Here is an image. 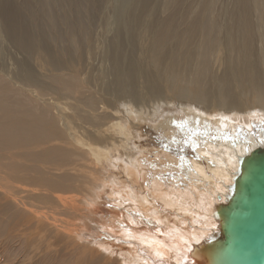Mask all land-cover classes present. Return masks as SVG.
<instances>
[{
    "label": "bare ground",
    "instance_id": "bare-ground-1",
    "mask_svg": "<svg viewBox=\"0 0 264 264\" xmlns=\"http://www.w3.org/2000/svg\"><path fill=\"white\" fill-rule=\"evenodd\" d=\"M213 1L193 8L187 0L180 18L189 19L179 28L173 20L143 27L150 67L139 102H156L140 107L128 100L137 86L128 81L131 67L118 70L116 60L112 82L119 86L92 90L78 60L59 61L65 42L79 55L77 31L68 27L64 41L50 13L54 53L41 39L30 46L10 3L0 0V51L11 48L8 67L0 64V264H205L197 253L220 236L217 212L238 163L264 135L243 141L235 133L231 144L209 142L200 159L183 163L136 143L149 124L179 144L182 112L190 127L205 131L201 138L239 123L250 132L255 119L264 120V0H233L225 10ZM180 2L165 0L163 8ZM148 3L139 4L143 11ZM12 49L29 52L42 73L14 51L15 61ZM103 63L99 76L108 79ZM100 231L117 247L96 242Z\"/></svg>",
    "mask_w": 264,
    "mask_h": 264
},
{
    "label": "rangeland",
    "instance_id": "rangeland-1",
    "mask_svg": "<svg viewBox=\"0 0 264 264\" xmlns=\"http://www.w3.org/2000/svg\"><path fill=\"white\" fill-rule=\"evenodd\" d=\"M6 1L8 2V4L10 3V5L8 6L13 9V12H15L13 13V16L14 20L16 21V24L18 26L20 25L23 27L24 33H26L25 36L27 37V41L30 46L33 45L34 40L38 41L41 39L42 42L46 43L45 47L49 51L54 53L55 49L53 46V42H51V39L48 38V34L50 33L48 17L50 16V13L52 15V22L57 32H60V34L65 35L68 27H71L75 32L77 31L81 44V50L79 52V55L75 56L74 50L70 47L68 48L66 42L65 46L64 44L60 43L67 54L66 56H63L60 52V50H62L61 47H58L61 56V60L59 61L68 62V59H74L75 61L78 60L80 63V71L83 73L82 76H89L90 74V78L94 80L93 84L91 83V86H94L92 90L95 87L102 89L107 87L111 88L112 86H114V88H116V86H119V83L112 82L114 81V70L112 68H114V66L118 64L119 66L121 65V67L118 66V68H116L118 70L129 69V67H131L132 70L128 76V81L130 82V84L131 81H133L137 86H135L134 95H130L128 97V100L130 104H136L140 107H149L153 105L155 106L156 102L153 101V99L149 98L145 102H139L140 100L146 99L144 98L146 97L144 86L141 85L140 81L142 73H146L147 68L150 67L147 64H144L145 62L142 56V53H144V46H141L142 42L140 41L141 37V39H144V35H141L140 32L143 31V27H145L146 24L150 26L155 23V25H152L154 27L158 25V23H161L160 21L162 20H167L166 22H168V20H173L174 22H177H172L173 26L177 27L178 25L177 28H179L181 21L183 23L184 21H186V19H189L185 18L184 20H182V16L180 18V14L182 13L181 10L185 7V3L187 2V0H184V2H180L178 6H175L177 4H172L170 10H166L163 8V2H165V0H149V6L144 8L146 9L145 11H143L139 5L140 3H142V1L145 0H140L141 2L139 0H2V4L4 3V7H7V5H5V3L7 4ZM201 1L206 2L210 0H188V4L191 3L194 8L198 6ZM213 3L218 5L217 8L220 7V9L224 8L225 10L226 8L230 9L233 4V0H231L230 3L227 0H215L213 1ZM48 7L51 8V12H46L48 10ZM187 8H189V6H187ZM188 11L189 10H187L186 13ZM226 12L227 10L225 11V13ZM173 13L178 14L179 17H174ZM225 13L223 12L222 16H225ZM150 14L154 15L152 16ZM158 15H160L161 17ZM187 16L190 17V13H188ZM177 17L178 19H176ZM154 19L156 22L154 21ZM20 29L21 27H19V31ZM63 39L64 41H66L65 39H67V36H63ZM5 46V52L3 53L0 51V64L4 65L5 67H8L10 63V52L8 51L9 49L11 50V48L7 45ZM14 51L15 53L19 52L21 58L19 59L21 61L24 60V58L27 59V61L25 60V63L28 65V67L32 69V71L34 72L33 74L37 76L38 74L40 75L42 73L37 69L38 67H36L34 59L32 60V57L29 52L25 53L23 51H18L14 49L12 53L13 59V56L16 55L14 54ZM19 54H17L18 57ZM4 56L6 57L4 58ZM22 56L24 57L23 59ZM103 59L106 63H109L107 64V72L110 74L111 77L108 79L99 76V72L105 71L106 65L103 63ZM116 60H118V64H115ZM96 70L98 72H96ZM97 76L100 80L96 78ZM40 78L42 77L40 76ZM40 82L47 86L56 85L55 83H53L52 80H49L48 78H44ZM96 84H98V86ZM128 90L123 93H119L118 95H125V93L129 92L131 89L129 91ZM156 100H158L157 105L163 104L164 99ZM180 116L181 117L179 118V125H185L184 128L186 132H184L181 142L179 144H168L167 138L164 136V134L154 130L151 124V127H149L148 124L144 125L141 129H139V132H141L143 136L137 139L136 145L141 144L144 151L153 147L162 150L165 153H169L173 158H176V161L183 163L200 159V150L205 148L211 142L213 143L219 140L220 142L217 141L219 143L231 144L234 140L235 133H237V136H239L241 140L243 139V141L246 140L247 137L250 135H254L258 140H261L264 135V120L258 121V119H255V122L253 121L254 124L250 132H247V129H245L244 124L239 123V126L237 127L238 129L236 128L233 130H228L224 133H217V131L215 132L213 130L212 132H210V134H204L203 138H201V135L205 131H203L200 126L198 130L193 126L190 127V125L186 122L187 119L185 118V114L183 112ZM201 165L206 167L208 175L213 176V173L211 171L212 169H210V166L208 167L206 163H202ZM140 194L142 193L140 192ZM106 206L109 208L108 204ZM100 232L101 233L99 234L98 241L95 240L96 242L100 243L103 240H106L103 241L104 245L106 246L108 242H114L113 239L110 240V237H107L104 231ZM102 237L104 238L101 239ZM112 245L113 247H117L116 243H113ZM1 258L2 256H0V259Z\"/></svg>",
    "mask_w": 264,
    "mask_h": 264
},
{
    "label": "water",
    "instance_id": "water-1",
    "mask_svg": "<svg viewBox=\"0 0 264 264\" xmlns=\"http://www.w3.org/2000/svg\"><path fill=\"white\" fill-rule=\"evenodd\" d=\"M238 164L217 212L220 236L197 253L205 264H264V144Z\"/></svg>",
    "mask_w": 264,
    "mask_h": 264
}]
</instances>
